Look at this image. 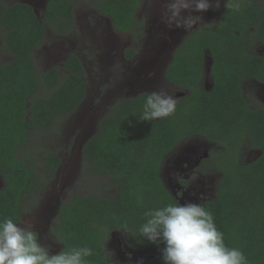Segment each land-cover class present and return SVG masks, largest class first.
<instances>
[{
	"label": "trees",
	"instance_id": "16d2710c",
	"mask_svg": "<svg viewBox=\"0 0 264 264\" xmlns=\"http://www.w3.org/2000/svg\"><path fill=\"white\" fill-rule=\"evenodd\" d=\"M81 1H92L119 32L141 28L135 15L142 0H48L39 14L27 3L0 1L3 45L12 57L0 64V179L5 183L0 218L21 223L26 200H35L45 187L36 161L21 150L32 136L51 131L57 118L74 114L85 99L79 58H68L62 76L57 69L40 72L34 62V50L49 30L60 35L74 30V7ZM239 2V11L225 7L218 23L194 32L176 52L165 76L189 95L177 103L172 116L140 121L145 93L117 101L100 121L97 134L84 145L83 172L86 178L95 172L116 182L118 197L74 196L64 202L54 230L64 249L91 247L89 264H138L141 260L111 261L105 251L111 234L123 232L121 226L127 223L126 234L149 251L143 264H163L162 244L132 236H138L147 210L175 201L160 177L165 157L182 142L201 137L219 147L213 159L221 174L216 197L204 207L227 246L241 249L248 264H264V105L251 108L243 90L247 79L264 84V55L252 52L253 36L264 43V7L258 0ZM208 54L212 85L206 89ZM41 91L50 94L42 96ZM247 141L261 154L244 163L240 154ZM44 163L52 175L62 162L55 152H47Z\"/></svg>",
	"mask_w": 264,
	"mask_h": 264
},
{
	"label": "rangeland",
	"instance_id": "374dc122",
	"mask_svg": "<svg viewBox=\"0 0 264 264\" xmlns=\"http://www.w3.org/2000/svg\"><path fill=\"white\" fill-rule=\"evenodd\" d=\"M7 5L18 2L31 4L37 13H41L46 7L48 0H0ZM227 0H220L219 9L213 7L207 14L209 22L216 24L223 11ZM215 4V0H213ZM258 4L264 7V0H258ZM164 10V0H144L138 19L142 20L147 31L154 33L153 26L158 21L159 13ZM97 9L91 4L81 3L75 7V12L79 18V23L85 28L84 16L88 15L90 19ZM211 14V15H210ZM213 14V15H212ZM111 25L105 21L104 26ZM148 32V34H149ZM5 29L0 28V64H6L12 60V57L6 52L3 45ZM85 39L81 33L80 39ZM121 40L120 36H117ZM52 38L48 34L44 47L35 52L34 60L40 72L49 70L52 67H61L63 59L70 53L81 52L87 61V74L85 79L88 85V96L84 105L73 115L63 118H57L51 131L47 133L32 136L31 144L21 150L25 157H32L36 161V169L41 174V180L45 182V187L36 195V199L28 198L25 202L26 214L23 216L21 224L25 222L32 225L33 230L38 231L39 241L50 250L52 255L63 250L54 230L57 225H52L55 209L60 203L70 201L74 196L99 195L107 198L118 197V185L105 175L96 174L86 178L83 172V147L87 140L91 138L94 130L98 129L100 121L109 114L111 104L118 98L115 93L120 95V90L115 83L114 75L122 66L117 61H111L104 56L101 51H94L92 45L83 44L75 38H67L56 41L57 49H52L50 43ZM253 40V53L264 54V43L256 39ZM76 43L75 49L72 44ZM146 47L140 42L138 51ZM83 49V51H80ZM51 50L53 60L48 57ZM54 53V54H52ZM55 59V60H54ZM119 60V59H117ZM51 61V62H50ZM120 71V70H119ZM210 82L207 83V86ZM245 98L255 108L264 103V86L255 82L245 83ZM168 91V90H167ZM42 96H48L49 91H41ZM169 95L175 96L177 93L174 89L168 91ZM259 102V103H258ZM260 104V105H259ZM93 131L89 133V129ZM98 131V130H97ZM91 136V137H90ZM47 152L59 154L63 160V168L55 176L48 175L44 156ZM260 152L251 148L248 142L242 149L241 158L244 163L256 160ZM209 180L217 185L220 176L217 172L214 175L209 174ZM46 179V180H45ZM4 181L0 179V188L4 186ZM211 185H208L210 187ZM132 245V247H129ZM107 251L113 255L108 258L111 261L131 262L140 260L147 249H141L136 246L132 238L122 232L111 234L107 244Z\"/></svg>",
	"mask_w": 264,
	"mask_h": 264
},
{
	"label": "flooded vegetation",
	"instance_id": "af4514ba",
	"mask_svg": "<svg viewBox=\"0 0 264 264\" xmlns=\"http://www.w3.org/2000/svg\"><path fill=\"white\" fill-rule=\"evenodd\" d=\"M143 2L144 0L141 1L140 8L135 15L136 19L141 23V28H138L136 33H128V32L123 33L117 31L114 25V21L110 17L101 14L99 11H97V13H94L95 15L91 17L92 19H90L88 15L84 16V20L86 23L84 28L79 23V18L77 16V13L75 12V7L81 3L91 5L92 1L90 2L81 1L79 3H76L74 7V15H75L74 30L70 32L69 35H60L49 30L47 32L43 44L34 50V56L37 50H39L40 48L42 49L46 48L44 47V44L46 42L48 34H50V37L53 40L49 46H51L52 49H57V44H56L57 40L61 41V39L75 38L77 41H80L85 45L88 44L90 46L91 44L94 49L92 53H97V51H101L102 54L108 57L109 59H111V61H117L119 64H122V66L119 68L120 71L118 70L117 71L118 73L114 75V78L116 79L115 83L117 84L120 90V95L118 96V93H115V97L118 98L111 104L109 113L111 111V108L116 104L117 101L137 98L142 94L150 93L153 91L163 90L168 93V91L174 89L175 92L177 93L174 97L176 98L178 103L183 98L187 97L189 95V92L188 90L179 89L173 84H171L166 79L165 74L169 65L174 60V56L178 51V49L180 48V46L182 45V43L186 39H188L194 32L198 30H194L190 33H185L182 29L169 30L161 22V16L163 12H160L159 13L160 18H158V21L153 26L154 33L149 32L150 30L147 31V27L145 23L142 20L138 19V14L141 10ZM224 8L225 6L223 7V10ZM207 12L200 14L203 16V20L205 23L203 27L211 25V22H209L210 17L207 14ZM220 17H219V21H220ZM105 21L109 22L111 25L105 27L104 26ZM81 33L85 35V39L84 38L80 39ZM117 36H120L121 40H119ZM140 42H143V45L146 47H144L143 50L138 51ZM71 47L75 49L76 43L72 44ZM47 49L48 48H46V50ZM80 51H83V49H81ZM257 55H264V54H257ZM70 56H75L80 59L86 75L87 61L86 58L81 54V52H74L68 54L63 59L61 67H52L44 72L57 69L61 76L67 74V71L65 70L64 66ZM48 57L51 58V61L53 60V55H51V50L48 54ZM83 79L86 82L85 77H83ZM247 82L250 83L255 82L257 84L264 86L263 83L258 82L257 80L247 79L243 84V90L245 89L244 85ZM207 83H208V77L206 74V82L204 83V87L206 89L210 88L211 85L210 83V85L207 86ZM87 96H88V85H87L85 99L83 100V102L81 103V105L79 106L76 112H78V110L84 105ZM261 101L264 102V100ZM247 103L251 108L255 109V107L251 105V102L247 101ZM262 105H264V103H262ZM97 130H99V128L94 131L93 128L89 129V133L93 131L91 134L92 137L95 134H97L98 132ZM248 142L249 141H247V143ZM244 147L245 146H243L242 149ZM218 148L219 147L216 144L209 142L204 138L195 137L185 142H182L165 157L161 167L160 177L165 187L172 195V197L175 199V201H179L180 203L191 201L194 203H200L203 206H205L207 202L213 200L216 197L218 184L211 185L213 182L209 180L210 178L209 174L214 175V173L217 172L221 178V174L218 171V169L215 167V162L213 159L214 152ZM257 151H259L261 154L260 150ZM57 155L61 159L62 163L60 167L56 170V172L52 174V176H55L63 168V160L59 154ZM240 158H241V154H240ZM208 185L211 186L207 188ZM43 189L44 188H42L40 191H42ZM62 204L63 203H60L58 207L55 209L52 225H56L57 223L58 212ZM33 231L37 233V237L39 239L38 231L36 230ZM62 249H64V247ZM148 252L149 251H146L140 260H142L143 257H145V255L148 254Z\"/></svg>",
	"mask_w": 264,
	"mask_h": 264
},
{
	"label": "clouds",
	"instance_id": "9594fccd",
	"mask_svg": "<svg viewBox=\"0 0 264 264\" xmlns=\"http://www.w3.org/2000/svg\"><path fill=\"white\" fill-rule=\"evenodd\" d=\"M215 7L220 0H164L161 22L169 29H182L185 33L199 30L205 23L200 15ZM228 11H239V0H227ZM177 100L167 92L145 94L140 121L150 122L172 116ZM145 221L139 225L138 242L146 239L151 244H162L163 264H248L244 252L225 244L224 234L214 223L212 214L200 203L173 201L144 213ZM128 233V225L121 226ZM132 247V245H129ZM110 256L113 254L105 249ZM94 255L88 246L65 248L55 255L40 243L31 224L0 218V264H89ZM143 264V260L138 261Z\"/></svg>",
	"mask_w": 264,
	"mask_h": 264
},
{
	"label": "water",
	"instance_id": "95a60500",
	"mask_svg": "<svg viewBox=\"0 0 264 264\" xmlns=\"http://www.w3.org/2000/svg\"><path fill=\"white\" fill-rule=\"evenodd\" d=\"M29 4V3H27ZM31 5V4H29ZM32 6V5H31ZM37 13V12H36ZM39 14V13H37ZM211 67H212V60L210 58L209 55H207V62H206V74H207V77H208V82L210 81L211 85H212V78H211ZM210 85V87H211Z\"/></svg>",
	"mask_w": 264,
	"mask_h": 264
}]
</instances>
